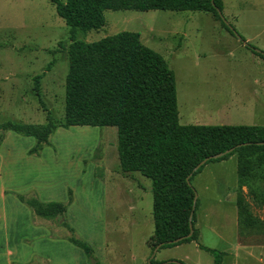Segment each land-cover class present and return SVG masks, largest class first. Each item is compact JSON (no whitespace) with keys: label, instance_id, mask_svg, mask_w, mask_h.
I'll list each match as a JSON object with an SVG mask.
<instances>
[{"label":"rangeland","instance_id":"rangeland-1","mask_svg":"<svg viewBox=\"0 0 264 264\" xmlns=\"http://www.w3.org/2000/svg\"><path fill=\"white\" fill-rule=\"evenodd\" d=\"M223 14L239 35L264 50V0H226ZM105 17L103 27L87 32L78 29L75 39L92 42L125 30L139 32L141 41L160 52L175 72L181 124H244L253 116L261 117L259 111L248 113L243 110L240 103L244 99L243 94L252 95L264 87V66L254 63V53L212 13L113 9L106 10ZM71 42L70 27L57 14L50 0H0V125L9 120L45 123V107L57 122L64 120L68 47ZM38 75L40 94L35 87ZM228 103H231L230 111ZM94 128L99 130H91ZM10 132L27 137L12 130ZM51 143L43 148L40 155L34 156L44 158L50 164L51 171L47 177L50 187L54 186L52 191L55 195L65 189L68 192L69 188L83 192V179L81 184L78 181L79 163L82 170L88 163L95 165L96 175L109 174L105 164L111 165L114 170L120 164L115 126L58 127ZM28 151L26 155L30 156ZM213 163L207 164L204 167L206 170L203 168L202 177L194 176L192 180L197 194L201 192L199 205L217 211L214 215L207 214L210 216L205 218L202 226L201 242L210 247L215 244L211 241L213 223L220 230L227 227V224L223 225L227 215H220L219 205L228 207L227 195L221 191H227L231 186L235 193L232 208L237 202L238 192L244 199L238 226L241 240L263 247L264 164L256 165L253 175L241 187L236 160L234 163L229 160L223 165ZM37 166L41 167L40 164ZM143 179L148 192L141 206L147 215H152V181L145 176ZM207 186L209 191L204 189ZM111 195H108L109 202ZM66 197L65 200H58L66 201ZM220 197L225 199L224 204ZM88 205L92 207L91 202ZM44 222L53 229L61 225L58 221ZM109 222L111 244L114 235L110 217ZM230 229V234L234 236L237 230L235 220ZM58 231L65 232L66 229L60 226ZM148 232L146 230L145 234ZM139 236L130 233L126 237L138 241ZM166 251L163 249L160 255L156 254L155 259L160 261L161 255L171 253V250ZM203 263L208 264L207 260Z\"/></svg>","mask_w":264,"mask_h":264},{"label":"trees","instance_id":"trees-1","mask_svg":"<svg viewBox=\"0 0 264 264\" xmlns=\"http://www.w3.org/2000/svg\"><path fill=\"white\" fill-rule=\"evenodd\" d=\"M57 14L70 27L72 42L68 47L69 70L65 82V117L57 122L47 111L45 123H20L7 121L0 125V147L4 132L12 130L24 136H33L35 144L28 151L40 155L51 145V137L58 127L75 125L115 126L118 133V155L123 172H140L152 181L155 244L161 248L173 247L183 242L195 241L210 252L213 264H222L225 252L208 247L199 240L200 231L195 226L193 214L192 236L177 243L170 240L190 232V215L196 189L187 177L200 173L210 162L226 160L237 154L238 177L241 187L253 175L256 165L264 164V125L250 124H181L179 121L177 82L174 70L165 57L141 41L140 33L125 30L87 42L75 39L78 29L84 32L105 25L106 10L164 9L174 11H206L220 20L222 25L236 35L221 17L223 0H50ZM254 54L264 59V50L240 39ZM50 65H48L49 68ZM38 75L36 90L40 94ZM246 143V144H244ZM233 151L225 153L228 149ZM225 153L207 161L194 171L206 157ZM26 204L34 223L45 220L62 221L69 232L67 239L81 248L89 261L96 259L89 242L77 234L67 218L73 191L68 189V199L42 200L36 192L15 193ZM244 199L238 192L237 206L242 215ZM187 264L176 259L151 264ZM94 264H100L96 261Z\"/></svg>","mask_w":264,"mask_h":264},{"label":"crops","instance_id":"crops-1","mask_svg":"<svg viewBox=\"0 0 264 264\" xmlns=\"http://www.w3.org/2000/svg\"><path fill=\"white\" fill-rule=\"evenodd\" d=\"M223 5L226 9V0H223ZM254 63L264 66V61L257 58L255 54ZM243 95L241 108L248 113L257 111L261 113V117L253 116L244 124L264 125V87L255 94ZM228 105L230 111L231 103ZM224 106L227 108L226 105ZM10 131L5 133L0 147V264H94L96 261L100 264H149L155 244V224L153 214L147 215L141 206V201L148 192V186L142 174L139 175L138 171L125 173L121 169V164L118 163L117 169L114 170L111 165L108 166L104 162L105 170L109 174L96 175L95 165L92 163H88L83 170L80 163L78 164L77 171L80 174L78 181L81 184L83 179V192L73 190V202L68 208L67 218L77 234L94 247L97 258L89 261L84 251L67 239L69 232L62 225L63 220L58 221L61 225L55 229L46 222L34 223L30 208L15 195V193L34 191L42 200H58L59 198L65 200L68 192L65 189L55 195L52 191L54 186L50 187V180L47 177L51 171L50 164L43 160L44 158L26 155L27 150L35 143V139H32L34 137L22 138ZM229 160L233 163L236 160L238 173L237 154L226 160L212 163L223 165ZM38 164L41 167L37 166ZM204 170L195 176L202 177ZM204 189L210 190L208 186ZM109 193L112 194L110 202L108 201ZM221 193L227 195L228 200L227 208L219 205L220 215L224 217L227 215L228 219L223 224H227V227L220 230L214 223L212 224L211 241L215 244H211L213 246L211 248L225 252L222 264H264V245L263 247L251 245L242 241L239 236L240 215L237 202L234 203V209L232 208V196L235 194L232 187ZM200 195L201 192L198 194V201ZM220 199L224 204L225 199L221 197ZM88 202H91L92 207H89ZM111 208L112 211H110ZM216 212L214 208L208 209L198 204L195 226L200 231V242L205 218L210 216L207 214L214 215ZM109 217L112 220L114 235L111 244ZM233 220L237 228L234 236L230 234ZM60 226L65 227L66 231H58ZM146 230L149 231L147 235ZM130 233L140 235L138 241L126 237ZM163 249L167 250L166 252L171 250V253L161 255L160 261L179 259L187 264H204V260H207L208 264H213L214 261L213 255L201 249L195 241L161 248L156 254L160 255Z\"/></svg>","mask_w":264,"mask_h":264},{"label":"water","instance_id":"water-1","mask_svg":"<svg viewBox=\"0 0 264 264\" xmlns=\"http://www.w3.org/2000/svg\"><path fill=\"white\" fill-rule=\"evenodd\" d=\"M213 1H214V0H213ZM219 13H220L221 17L223 18V20L225 21V23L228 24L231 28H233V26H232V25L228 22V20L225 18L224 14H223V11L219 10ZM235 33H236V35L239 37V39H241V35H239V34L237 33V31H235ZM244 144H246V143H244ZM259 144H264V142H259ZM233 150H234V148L228 149L225 153L231 152V151H233ZM225 153H218V154H215V155H211V156L206 157L204 160H202L200 163H198V164L195 166L194 171L197 170L200 166L204 165V164H205L207 161H209L210 159L218 158V157L222 156V155L225 154ZM191 176H192V174H190V175L187 177L188 183H190V184H192V182H191ZM197 200H198V194H197V192H196L195 197H194L193 210H192V212H191L190 219H189V220H190V232H189L187 235H184V236L178 237V238H176V239L170 240V241H169L170 243H172V242L177 243V242L182 241V240L185 239V238H188V237L192 236L193 231H194L193 214H194V211H195V209H196V203H197ZM161 245H162V244H157V245L155 246V248H154V250H153V252H152V254H151L150 258H149V261H148L149 264H151V260L155 257V255H156L157 251L160 249ZM162 264H165V263H162Z\"/></svg>","mask_w":264,"mask_h":264}]
</instances>
